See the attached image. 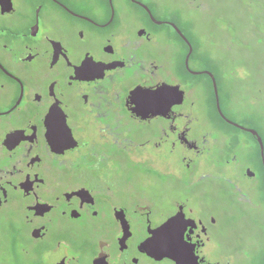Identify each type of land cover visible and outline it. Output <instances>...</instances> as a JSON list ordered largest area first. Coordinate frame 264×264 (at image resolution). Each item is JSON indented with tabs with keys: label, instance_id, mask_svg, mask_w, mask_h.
Here are the masks:
<instances>
[{
	"label": "flooded vegetation",
	"instance_id": "af4514ba",
	"mask_svg": "<svg viewBox=\"0 0 264 264\" xmlns=\"http://www.w3.org/2000/svg\"><path fill=\"white\" fill-rule=\"evenodd\" d=\"M161 8L0 0V264H264L257 138L243 157L219 63Z\"/></svg>",
	"mask_w": 264,
	"mask_h": 264
},
{
	"label": "rangeland",
	"instance_id": "374dc122",
	"mask_svg": "<svg viewBox=\"0 0 264 264\" xmlns=\"http://www.w3.org/2000/svg\"><path fill=\"white\" fill-rule=\"evenodd\" d=\"M204 11L186 8L187 0H157L167 14L178 12L195 22L220 75L232 91L226 118L260 133L264 142V0H204ZM227 99V97H226ZM241 139L243 157H257L252 136L225 125ZM256 172V168H252ZM243 179V182L250 178ZM254 199L259 193L253 192ZM264 219V212L261 215ZM264 228V227H263ZM259 234L264 230L258 226ZM263 238L259 237V242ZM260 261L261 259H257Z\"/></svg>",
	"mask_w": 264,
	"mask_h": 264
},
{
	"label": "water",
	"instance_id": "95a60500",
	"mask_svg": "<svg viewBox=\"0 0 264 264\" xmlns=\"http://www.w3.org/2000/svg\"><path fill=\"white\" fill-rule=\"evenodd\" d=\"M176 28V27H175ZM178 33L185 39V37L182 35V33L180 32V30L178 28H176ZM186 40V39H185ZM187 41V40H186ZM190 47V46H189ZM191 51V47L189 48V53ZM187 58H188V55H187ZM211 75V74H210ZM212 77V81H213V88H214V94H215V98H216V105H217V109H218V112L222 115V117H224V115L222 114L221 112V109L219 107V102H218V94H217V88H216V84H215V81H214V78L213 76L211 75ZM225 118V117H224ZM226 119V118H225ZM227 122H229L230 124L234 125L235 127L237 128H240L242 130H246L248 132H250L252 135L256 136L257 138V141H258V145H259V149H260V155H261V158H262V161L264 163V147H263V142H262V139L260 137V135L258 134V132L254 129H251V128H246V127H243L237 123H234L228 119H226Z\"/></svg>",
	"mask_w": 264,
	"mask_h": 264
},
{
	"label": "snow or ice",
	"instance_id": "6c2138e0",
	"mask_svg": "<svg viewBox=\"0 0 264 264\" xmlns=\"http://www.w3.org/2000/svg\"><path fill=\"white\" fill-rule=\"evenodd\" d=\"M137 102L142 105H153V104H161L163 103V100L156 97L155 94H145ZM169 228H170L169 224H165L164 227L161 229V233L168 234ZM159 239H160V235L158 234L157 239L155 241H150V243H158Z\"/></svg>",
	"mask_w": 264,
	"mask_h": 264
}]
</instances>
